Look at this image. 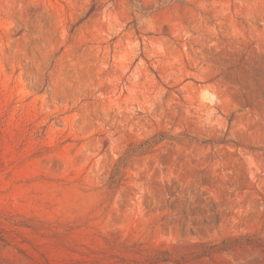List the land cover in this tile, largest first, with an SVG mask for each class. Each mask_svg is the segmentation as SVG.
Listing matches in <instances>:
<instances>
[{
    "label": "rangeland",
    "instance_id": "374dc122",
    "mask_svg": "<svg viewBox=\"0 0 264 264\" xmlns=\"http://www.w3.org/2000/svg\"><path fill=\"white\" fill-rule=\"evenodd\" d=\"M0 264H264V0H0Z\"/></svg>",
    "mask_w": 264,
    "mask_h": 264
}]
</instances>
